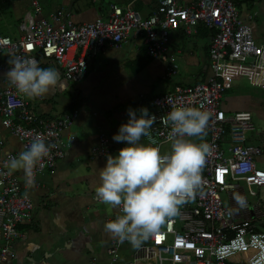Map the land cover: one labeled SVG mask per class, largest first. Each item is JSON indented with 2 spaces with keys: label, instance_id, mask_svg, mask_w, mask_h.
<instances>
[{
  "label": "built area",
  "instance_id": "1",
  "mask_svg": "<svg viewBox=\"0 0 264 264\" xmlns=\"http://www.w3.org/2000/svg\"><path fill=\"white\" fill-rule=\"evenodd\" d=\"M238 1L199 0L183 7L175 0H157L156 9L145 19L130 6L110 5L101 18L75 24L62 9L46 19L39 17L38 0H30L35 14H28L20 23V38L13 40L0 34V56L25 57L37 64L41 56L54 63L64 81L75 85L88 73L87 57L120 47L132 34L143 38L148 57L166 65L165 76L174 77L179 66L168 53L171 33L182 30L189 36L196 33L199 24L213 32L208 51L210 76L192 88L176 87L153 98L149 112L156 120L143 137L147 144L161 148L168 144L169 111L177 106L206 110L209 120L202 137L209 152L202 169L203 195L183 204L177 216L167 219L157 234L132 250L129 260L120 256L128 242L112 239L106 249L109 264H157L160 255L170 258V264H253L264 252L260 224L264 223V202L258 198V192L264 191V171L256 165L258 149L249 146L246 137L253 130L252 116L248 112L227 114L221 106L226 89L223 76L229 71L245 74L253 87L264 88V45L255 43L251 26L239 15ZM32 100L19 94L9 82L0 90L1 126L18 139L21 149L28 147L36 133L43 135L46 144L54 145L42 166L34 169L32 184L26 179L21 183L13 174L0 176V264H8L13 258L14 240L24 238L17 228L33 213L27 189L36 185L39 175L55 170L65 158L61 134L77 117V111H73L44 119L33 112ZM109 154L108 142L101 136L93 156L105 159ZM16 156H0V171L7 173V161ZM220 194L229 199L240 195L245 203L241 206L235 199L234 210L231 205L224 206ZM248 197L257 200L254 206L248 204Z\"/></svg>",
  "mask_w": 264,
  "mask_h": 264
},
{
  "label": "crops",
  "instance_id": "2",
  "mask_svg": "<svg viewBox=\"0 0 264 264\" xmlns=\"http://www.w3.org/2000/svg\"><path fill=\"white\" fill-rule=\"evenodd\" d=\"M43 1L39 17L46 19L62 9L75 24L101 18L110 5L130 6L144 19L157 6V0H91L92 15L83 0ZM175 1L186 7L199 0ZM242 3L243 0L238 1L241 19L251 26L255 43L264 45V0H247L245 6ZM29 7L30 0H0V34L18 40L19 25L30 14ZM212 36L213 32L202 24L189 36L182 30L172 32L168 53L179 69L170 78L165 76L166 65L148 57L143 38L133 34L120 47L106 48L95 57H87L88 73L75 84L77 87L63 80L54 63L38 60L40 67L53 66L58 70L61 86L53 88L41 101L32 100L33 112L49 120L73 111H77V117L61 134L65 158L57 163L55 170L39 175L36 185L27 189L34 210L30 220L17 228L24 238L14 240V256L8 264H109L106 249L114 238L105 231L104 224L116 215L117 209L103 204L95 194L99 170L106 163V158L93 156L99 147V138L102 136L108 142L109 155H116L125 144L114 142L112 136L127 122V109L147 107L150 110L153 98L176 87L188 89L206 82L210 76L208 51ZM9 59L0 56V78L10 67ZM240 74L229 71L223 76L226 89L221 106L227 114H251L253 130L246 134L247 144L258 149L256 165L264 171V91L255 95L246 92V85L253 86L246 75ZM7 83L6 79H0V90ZM227 90L231 94H226ZM141 142L145 143L143 137ZM21 151L18 139L0 123V156L18 155ZM12 174L24 183L22 170ZM258 194L262 201L264 191ZM231 201L236 202L226 197L227 206L236 210L237 204L235 207ZM260 224L264 230V223ZM133 249L129 243L124 245L120 250L122 260H129Z\"/></svg>",
  "mask_w": 264,
  "mask_h": 264
},
{
  "label": "clouds",
  "instance_id": "3",
  "mask_svg": "<svg viewBox=\"0 0 264 264\" xmlns=\"http://www.w3.org/2000/svg\"><path fill=\"white\" fill-rule=\"evenodd\" d=\"M8 63L10 67L0 79H6L28 99L43 98L61 86L60 74L53 66L42 68L25 57L10 58ZM127 117L112 136L114 142L125 147L106 157L95 194L103 204L121 213L105 222V231L119 242L139 248L159 232L167 219L177 216L183 204L203 195L202 169L209 145L192 138L202 139L209 113L184 106L169 111L166 120L170 123V147L165 152L141 142L156 120L147 107L129 108ZM51 147L54 145L46 144L43 135L36 133L25 150L7 161V173L0 171V176L22 170L26 182L32 184L34 169L42 166ZM235 199L244 205V197L237 195ZM253 264H264V252Z\"/></svg>",
  "mask_w": 264,
  "mask_h": 264
},
{
  "label": "rangeland",
  "instance_id": "4",
  "mask_svg": "<svg viewBox=\"0 0 264 264\" xmlns=\"http://www.w3.org/2000/svg\"><path fill=\"white\" fill-rule=\"evenodd\" d=\"M244 1V4H243V6H245L246 5V3H247V0H243ZM38 2H39V4H40V9H41V11L40 12H43V7H42V3H44V1L43 0H38ZM83 2H84V4L87 6V11H90V13L93 15V3L91 2V0H83ZM243 6H242V8H243ZM42 7V8H41ZM4 9H6V7H3ZM28 12H30V14H31V16L33 17L34 16V11H33V9H31L30 7H29V10H28ZM91 21V20H90ZM239 75H241L239 72H237ZM242 75H244L245 76V74H242ZM246 77V76H245ZM246 78H248V77H246ZM224 82L226 83L227 81H226V79H224ZM78 86V85H77ZM76 85H75V87H77ZM245 90H246V92H249L250 94H252V95H255L256 93H263V91H264V88L263 89H258V88H253V87H251L249 84L248 85H246V87H245ZM231 94V92H229V90H227L226 91V94ZM261 96V95H260ZM262 97H264V93L262 94ZM193 139V141L194 142H196V143H200L201 142V138H199V137H195V138H192ZM202 139H204L203 137H202ZM146 143V142H145ZM147 144V143H146ZM169 147H170V145H169V143L168 144H163L162 146H161V152H165V151H167L168 149H169ZM258 168H260V167H258ZM260 169H262V168H260ZM239 185L240 186H243L244 187V190H245V186H244V184L243 183H239ZM246 191V190H245ZM256 191V190H255ZM220 198H221V201L223 202V204H224V206H227V202H226V196H225V194H220ZM233 199V197H231V200ZM246 201L248 202V204L249 205H252V206H254L255 204H256V199L255 198H252V197H248V198H246ZM232 202V204H234V206L236 207V202H234V201H231ZM263 202H264V199H263ZM169 262H170V260L169 259H166V258H164L163 256H158L157 257V264H169ZM182 264H187V263H182ZM188 264H191V261H189L188 262Z\"/></svg>",
  "mask_w": 264,
  "mask_h": 264
},
{
  "label": "trees",
  "instance_id": "5",
  "mask_svg": "<svg viewBox=\"0 0 264 264\" xmlns=\"http://www.w3.org/2000/svg\"><path fill=\"white\" fill-rule=\"evenodd\" d=\"M40 59H41V56H40ZM263 204V203H262Z\"/></svg>",
  "mask_w": 264,
  "mask_h": 264
}]
</instances>
